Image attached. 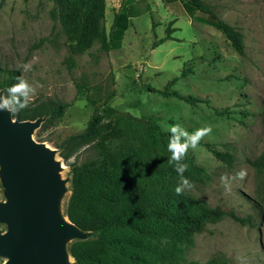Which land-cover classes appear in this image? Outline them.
I'll list each match as a JSON object with an SVG mask.
<instances>
[{"label":"rangeland","instance_id":"1","mask_svg":"<svg viewBox=\"0 0 264 264\" xmlns=\"http://www.w3.org/2000/svg\"><path fill=\"white\" fill-rule=\"evenodd\" d=\"M105 1L107 31L122 2L135 5L137 15L130 17L121 47L106 53L95 45L84 54L72 55L53 18L54 0H0V70H17L29 84L41 85L28 106L48 99L68 104L62 118L38 128L32 138L56 150L70 190L72 166L99 158L96 141L76 149L67 160L61 153L63 142L81 133L94 113L92 101L100 113L111 107L121 114L155 120L162 131H167L163 125L174 124L190 134L210 128L195 148L187 150L208 179L185 192L212 208L226 205L239 217H249L252 224L240 225L228 218L207 224L211 233L196 234L185 259L204 263L221 252L226 264L242 260L264 264V175L248 162L264 151V0H201L242 34L243 56L220 31L185 13L176 15L161 0ZM142 9L146 11L140 13ZM172 21V39L153 47ZM174 79L169 90L197 102L158 93ZM206 143L230 154L231 164L217 160L203 146ZM241 169L247 172L245 179L232 180L226 191L221 177H235ZM69 195L70 191L63 210Z\"/></svg>","mask_w":264,"mask_h":264},{"label":"trees","instance_id":"2","mask_svg":"<svg viewBox=\"0 0 264 264\" xmlns=\"http://www.w3.org/2000/svg\"><path fill=\"white\" fill-rule=\"evenodd\" d=\"M161 1L176 15L185 13L220 31L235 52L243 56L242 34L221 20L201 0ZM54 3L53 18L60 24L72 55L84 54L95 45L106 53L119 49L130 17L137 15L135 5L122 2L107 31L105 0H54ZM173 23L168 24L165 36L153 47L172 39ZM18 77L17 70H0L3 95H7V89L18 82ZM174 81L158 93L197 102L170 91ZM96 104L92 101L94 113L85 128L66 139L61 152L63 159L67 160L76 149L95 141L99 151L98 160L71 168L65 215L82 231L91 233L89 239L70 244L69 253L75 264H226L221 252L213 253L204 263L188 262L185 250L193 245L196 234L211 233L207 224L228 218L240 225H251L250 218L239 217L226 205L209 207L185 191L177 195L175 188L181 178L174 165L169 163L172 153L168 150V143L172 133L162 131L155 120L121 114L111 107H105L100 113ZM67 107L65 102L48 99L13 112L12 116L29 121L46 116L39 128L45 129L62 118ZM216 113L219 116L225 114L224 111ZM203 146L217 160L231 164L230 154L217 151L208 143ZM182 162L188 165L183 175L192 184L208 179L205 170L194 164L188 153ZM248 162L257 173L264 175V151Z\"/></svg>","mask_w":264,"mask_h":264},{"label":"water","instance_id":"3","mask_svg":"<svg viewBox=\"0 0 264 264\" xmlns=\"http://www.w3.org/2000/svg\"><path fill=\"white\" fill-rule=\"evenodd\" d=\"M12 113L0 111L2 264H75L70 244L91 233L71 223L62 209L69 180L62 177L56 150L32 138L47 117L18 120Z\"/></svg>","mask_w":264,"mask_h":264},{"label":"clouds","instance_id":"4","mask_svg":"<svg viewBox=\"0 0 264 264\" xmlns=\"http://www.w3.org/2000/svg\"><path fill=\"white\" fill-rule=\"evenodd\" d=\"M17 81V83L7 89V95H0V111L19 112L26 108L30 96H34L36 94V88L41 87L39 84L34 87L23 77H18ZM163 127L165 130L172 133L169 137L168 143V150L172 153L169 163L174 165L175 171L181 178L180 183L175 188L176 194L181 195L186 189L191 190L193 188V184L183 175V173L187 171L188 165L182 161L187 155L188 148H195L199 140L202 139L205 134L210 132L211 129H199L190 134L179 124L163 125ZM178 129L181 130V135L179 136L175 135ZM246 175V170L241 169L236 173L235 177L222 176V186L228 191L230 190L232 180H244ZM241 264H244L243 260L241 261Z\"/></svg>","mask_w":264,"mask_h":264}]
</instances>
